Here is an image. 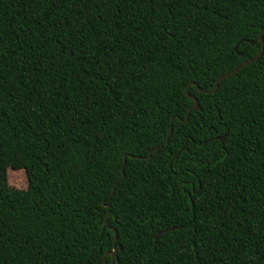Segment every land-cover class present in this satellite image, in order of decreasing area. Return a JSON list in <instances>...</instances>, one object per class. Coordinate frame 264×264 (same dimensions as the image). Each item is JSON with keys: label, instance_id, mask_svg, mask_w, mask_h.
I'll return each mask as SVG.
<instances>
[{"label": "trees", "instance_id": "1", "mask_svg": "<svg viewBox=\"0 0 264 264\" xmlns=\"http://www.w3.org/2000/svg\"><path fill=\"white\" fill-rule=\"evenodd\" d=\"M263 29L264 0H0V264H264V50L198 90Z\"/></svg>", "mask_w": 264, "mask_h": 264}, {"label": "water", "instance_id": "2", "mask_svg": "<svg viewBox=\"0 0 264 264\" xmlns=\"http://www.w3.org/2000/svg\"><path fill=\"white\" fill-rule=\"evenodd\" d=\"M263 32H264V29L261 30L260 35H259V40H260V42H261V48H260L259 52L257 53V55H256L254 58H252L251 60H249V61H247V62L242 63L241 65L235 67V68L232 69L231 71H229V72H227V73L221 75L219 78H217V80L215 81L214 86H213V88H212L211 90H209V91H203V90H201L200 88L197 87L198 90H199V92H201V93H212V92H214V90H215V89L217 88V86H218V83H219L221 80H223L224 78L228 77L229 75L235 73L236 71H238L239 69L243 68L244 66H246V65H248V64H250V63H252V62H254L255 60H257V59L261 56V54L263 53V50H264V41H263V37H262ZM189 98H191L192 101H193V106H192L191 109H197V106H198L197 99H196L195 97H192V96H189ZM170 132H171V126H170V130H169V134H170ZM169 134H168L167 137L163 140V142L166 141V139L169 137ZM163 142H162V143H163ZM162 143H161L160 145H162ZM160 145L157 146L156 148H154L153 150H151L146 158H149V157L151 156V154H152L153 151L158 150V148L160 147ZM126 157H127V155H125L124 158H123V165H122V167H121V177H120V179H122V178L124 177L123 166H124V164H125ZM135 158L138 159L139 157H135ZM116 184H117V182L115 183V185H116ZM113 192H114V188L112 189L111 194H113ZM107 206H108V205H107ZM106 216H107V214H106ZM168 230H170V229H164V230L158 232V233L154 236V238L156 239L157 237H159L161 234L165 233V232L168 231ZM113 232H114V237H113V249H112V252L109 253V255H110L112 258H116V250H115V248H114L115 241H116V232H115L114 230H113ZM104 264H106V263H105V258H104Z\"/></svg>", "mask_w": 264, "mask_h": 264}, {"label": "rangeland", "instance_id": "3", "mask_svg": "<svg viewBox=\"0 0 264 264\" xmlns=\"http://www.w3.org/2000/svg\"><path fill=\"white\" fill-rule=\"evenodd\" d=\"M7 180L10 187L15 189H26L27 188V176L23 170H7Z\"/></svg>", "mask_w": 264, "mask_h": 264}]
</instances>
